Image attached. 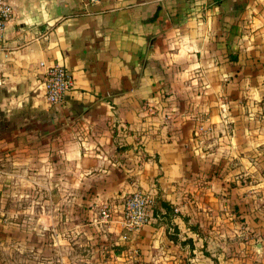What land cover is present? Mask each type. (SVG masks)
<instances>
[{"label": "crops", "instance_id": "crops-1", "mask_svg": "<svg viewBox=\"0 0 264 264\" xmlns=\"http://www.w3.org/2000/svg\"><path fill=\"white\" fill-rule=\"evenodd\" d=\"M8 1L14 19L0 50V208L7 194L27 218L38 191L46 198L36 203L55 207L58 219L66 191L90 190L96 206L150 191L160 193L157 209L159 202L173 208L168 224L178 237L185 216L174 213L172 193L191 180L196 161L250 162V152L231 150L235 137L224 128L239 120L235 95L257 92L246 86L250 67L264 63V0ZM53 65L65 66L75 87L48 106L42 80ZM208 125L213 134L196 137ZM222 183H208L205 204L218 202ZM159 215L134 236L160 235ZM111 224L119 237L133 235L117 214ZM255 248L264 264V243Z\"/></svg>", "mask_w": 264, "mask_h": 264}, {"label": "rangeland", "instance_id": "rangeland-1", "mask_svg": "<svg viewBox=\"0 0 264 264\" xmlns=\"http://www.w3.org/2000/svg\"><path fill=\"white\" fill-rule=\"evenodd\" d=\"M250 72L246 87L257 92L235 95L239 120L224 128L226 134L235 137V148L231 150L242 157L250 152V162L248 158L238 161L229 157L218 161L208 158L205 163L201 159L196 161L191 167V180L186 178L177 184L172 193L176 196L177 213L185 216V229L182 227L178 237L170 224H162L166 227L161 234L151 233L144 242L134 235L122 239L121 234L119 237L114 233L112 224L101 223V205H92L90 201L93 192L90 196L86 191L64 192V207L59 209L62 216L58 219L55 207L36 203L41 197L46 198L41 192H32L29 200L34 203L27 218L23 217L25 208L21 202L16 201L15 213L6 194L0 208V264H202L203 259L204 264H259L255 244L264 243V63L257 61ZM165 117L174 119L173 113ZM213 131L208 125L197 127L194 133L196 137H206ZM248 136L252 137L251 143ZM214 180L223 181L218 207L215 202L213 206L203 202L204 190ZM151 194L156 204L160 193ZM84 195L88 196L84 199ZM17 199L22 200L20 192ZM110 204L115 206L113 215L120 216L121 202ZM236 206L243 219L235 214ZM167 233L178 240L180 235L183 243L173 244ZM190 246L193 252H188Z\"/></svg>", "mask_w": 264, "mask_h": 264}, {"label": "built area", "instance_id": "built-area-1", "mask_svg": "<svg viewBox=\"0 0 264 264\" xmlns=\"http://www.w3.org/2000/svg\"><path fill=\"white\" fill-rule=\"evenodd\" d=\"M101 0H86L87 6L100 3ZM14 19V10L8 0H0V50L4 47L6 28ZM45 103L48 106L61 104L64 98L75 87L73 74L63 65H53L46 69L43 77ZM169 119V117H166ZM155 200L151 193L135 191L121 200L120 225L124 232L136 234L142 228L150 225L154 218ZM113 208V209H112ZM114 204L103 203L99 209L100 221L111 224L113 221ZM174 213H177L174 210ZM122 239L128 236L122 234Z\"/></svg>", "mask_w": 264, "mask_h": 264}, {"label": "trees", "instance_id": "trees-1", "mask_svg": "<svg viewBox=\"0 0 264 264\" xmlns=\"http://www.w3.org/2000/svg\"><path fill=\"white\" fill-rule=\"evenodd\" d=\"M91 192L92 191H88V195L90 196V194H91ZM88 195H84V199L86 198V196H88ZM239 203V202H238ZM239 205H241V204H239ZM238 205V206H239ZM235 209L234 210H236V215L239 217V218H241V219H243L241 216H240V212H239V208L236 206V207H234ZM160 209H162V211H164V214H162L161 212L162 211H160ZM160 213V215H159V217L160 218H162L163 220H162V224H168V223H170V216L173 214V208L172 207H170V205H168V204H166V203H161V202H159V205H158V209H157V207H156V204H155V207H154V216L155 215H157V214H159ZM166 221H167V223H166ZM174 233H176V229H174ZM169 238H170V240H172L173 242H177V238L175 237V236H169ZM190 243H191V240L189 241Z\"/></svg>", "mask_w": 264, "mask_h": 264}]
</instances>
